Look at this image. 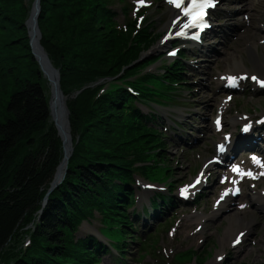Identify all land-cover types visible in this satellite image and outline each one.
I'll return each mask as SVG.
<instances>
[{
  "label": "trees",
  "instance_id": "trees-1",
  "mask_svg": "<svg viewBox=\"0 0 264 264\" xmlns=\"http://www.w3.org/2000/svg\"><path fill=\"white\" fill-rule=\"evenodd\" d=\"M107 1L40 0L41 44L60 71L64 94L80 91V99L68 104L75 149L64 181L43 207L63 146L51 121L48 83L30 45L26 20L33 0H0V97L13 86L0 121V254L32 223L36 244L12 264H94L98 250L73 241L81 220L94 210L116 225L124 223L119 218L127 220L119 207L127 194L115 180L130 178L136 163L146 162L150 140L144 137L151 133L136 127L145 128L138 112L131 116L133 122L123 121V106L131 99L127 92H114L94 104L90 100L98 89L89 85L120 73L143 51L121 44L111 28L115 13ZM177 71L167 77L175 80ZM20 146L27 147L23 155ZM149 167L141 168L149 173Z\"/></svg>",
  "mask_w": 264,
  "mask_h": 264
},
{
  "label": "rangeland",
  "instance_id": "rangeland-1",
  "mask_svg": "<svg viewBox=\"0 0 264 264\" xmlns=\"http://www.w3.org/2000/svg\"><path fill=\"white\" fill-rule=\"evenodd\" d=\"M128 3L127 9L123 10L124 5L119 0H116L117 10L121 12L117 22L120 26L125 27L126 30H120L119 28H114L115 35L121 40V44L126 47H131L132 49H141L143 50L140 54V58L134 61L131 65L125 66L120 73L115 75H111L110 77L116 78V81L120 78L123 80L127 76L137 77V78H151L156 76L160 71H162L166 65L169 63V57L164 56L168 54L167 47H162L161 49L156 45L155 42L149 43L148 47L144 44V40L147 36L153 35V33L161 34V39L163 38V33L165 32V25L169 22L170 14L167 13L168 10L162 4V0H156V3L151 2L149 6L140 8V13L132 11L136 8H133V3L137 0H124ZM34 2V0H33ZM33 6V3H32ZM130 6V7H129ZM223 9L231 8L232 12H236V6L231 5L229 2H224L221 6ZM129 8V11H128ZM32 14V7L30 9V15L27 20H29ZM239 13H235L233 15L232 21L228 23H232L233 26H236L238 30L242 27L238 24V20H236L235 16H238ZM235 17V19H234ZM26 20V22H27ZM153 20L152 25L150 27L144 26L147 21ZM137 21V22H135ZM254 27L252 24L251 29ZM257 27V26H256ZM54 27L49 24L47 32L52 33ZM260 29V27H259ZM220 30V29H218ZM54 31V30H53ZM259 31V30H258ZM216 32V31H214ZM263 35V34H262ZM262 35H258L255 37L256 39ZM247 34H242L240 39L236 41L237 35L231 44H229V56L227 58L220 57L218 54L217 58L214 59L213 62H206L203 65L208 66L206 78L199 79V77L192 79L194 81L193 85H188V89L183 87V89H178V94L180 95V101L185 104L186 107L193 108L196 106V102L199 100L198 97H195L196 94L197 81H201L202 84L206 85L205 89L200 88L204 91L205 99H212V101L206 103L208 104V108H205V105H201V112L206 115V117L211 118L215 114V106L217 102V97L221 94V90L218 88V80L217 77L226 71L227 66H233L234 57L236 55H242L245 61V67L249 68L252 66V63L248 59V49L246 47ZM212 43H216L217 38H214L213 35H210ZM250 38V37H249ZM42 40V37H41ZM159 42V41H158ZM174 42L172 45H174ZM156 45V46H155ZM154 46V47H153ZM218 46V47H216ZM215 47V48H214ZM213 49H219L220 52L226 51V46H219L218 44H213L211 47ZM46 51V50H45ZM264 56V46L257 50ZM217 52V51H216ZM48 54V53H47ZM49 56V55H48ZM234 56V57H233ZM50 58V57H49ZM22 63L30 61L26 58H20ZM51 60V59H50ZM39 65V64H38ZM54 65V64H53ZM31 66V65H30ZM33 67H31L32 69ZM40 68V67H39ZM56 70H59L54 66ZM30 69V70H31ZM28 70V67L22 70V74ZM47 80V93L51 99V85ZM1 82V81H0ZM99 83H94L89 85L88 87L96 90L98 88ZM0 83V87H1ZM11 86V87H10ZM8 89V94L1 95L0 97V121L5 120V103L10 96V91H13V86L10 84ZM199 88V87H198ZM187 90V91H186ZM63 92V90H62ZM117 92V91H116ZM79 92L71 93V95H65L66 105L69 109L68 104H75L79 97ZM103 93V91L101 92ZM114 92H108V94L104 96H98V93H94L91 97L92 103H95L98 99L107 97ZM251 98H248L242 105L245 107L251 108L252 106H260L264 107V94L260 95L253 102ZM187 101V103H184ZM81 102V101H80ZM177 104V103H176ZM209 104L211 106L209 107ZM87 106V104H86ZM165 109L177 108L173 105H165ZM82 108L79 107L80 112H82ZM128 107L126 105L123 106V121L124 122H133L132 115L126 111ZM164 109V110H165ZM70 111V109H69ZM70 120V115H69ZM52 121V119H51ZM54 124V122H52ZM71 124V123H70ZM208 127H212V124L209 120L207 123ZM136 127L139 128L143 132H149L144 128V126L140 124H136ZM156 128H160L154 126ZM160 130V129H159ZM43 132V131H42ZM58 132V130H57ZM59 133V132H58ZM72 135V148L74 147V139ZM166 138H164L161 142L160 138H157L160 141V144L157 143V139L153 134H146L144 140H150L147 144L149 147L146 150V155L148 156L146 162L149 166H153L151 170L152 179L146 177L142 182H148L152 186H159L161 189H166L164 193H169L172 196L177 197V192L181 189H187L188 186L193 184L194 176L196 172L194 169L197 168L199 163L203 160L210 158L213 155L214 144L212 140L202 141L197 146L192 147H182L177 146L171 139L170 136L164 134ZM59 136V135H58ZM60 137V136H59ZM209 138H214L212 132L208 133ZM62 141V146L64 149V141L60 137ZM218 139V138H217ZM153 140V141H152ZM27 149V147H25ZM22 146L19 147V155H23L26 149ZM30 150V148H29ZM73 155V152H72ZM72 157V156H71ZM70 157V158H71ZM68 159V163L71 159ZM19 161V159H18ZM17 161V162H18ZM68 168V164L67 167ZM142 176V175H141ZM141 178L140 176H137ZM143 177V176H142ZM149 180V181H148ZM51 186V185H50ZM134 188H137L135 183ZM219 188L215 189H207L205 190L206 196H204L202 210L196 211L194 207L187 209L186 205L180 204L175 209L170 211L168 215L163 217L161 221H155L152 225V228L149 227V232L145 237L148 239L152 236L155 238L152 240H148L143 244L131 246V258L129 257L126 264H215L214 260L216 255L219 252L226 254L229 251L230 242L227 238L234 234V229L230 228V225L234 223L232 219L233 214H237L236 211H229L222 217L215 219L213 223L209 225H204L202 231L198 235H194L195 228L200 225L202 222L199 218V214L202 213L203 210L206 214L211 213L212 203L214 199L218 195ZM53 193V192H52ZM157 193L150 195V198L154 197ZM44 203V201H43ZM47 205V204H46ZM148 205V204H147ZM43 207L45 205L43 204ZM122 210V209H121ZM130 210V209H129ZM132 211V209L130 210ZM42 211H40V214ZM37 216L38 218H40ZM239 214V213H238ZM122 215H126L122 212ZM253 215V214H251ZM97 218H93L89 223L86 224L92 228H101L103 225L101 224L102 215H97ZM122 217V216H121ZM120 221L124 222L123 218H119ZM143 220V219H141ZM191 223L197 225L193 228L192 231H184V224ZM259 225L255 227V229L250 233V238H255V241L258 242L257 245L253 247H249L248 251L245 252V255L240 259V262L235 263H226L221 259L217 264H264V225L259 220ZM82 224L81 227H83ZM92 225V226H91ZM163 225V226H162ZM79 227V226H78ZM77 227V228H78ZM80 229L75 233L76 239H81L87 236L85 231H80ZM85 227V225H84ZM35 224L32 223L26 228L22 229V231L17 235L16 239H13L7 246L3 249L0 254V264H12L13 261L17 258H20L21 253L24 249L29 250L33 249L36 244L31 237V232H34ZM90 235V234H88ZM142 237V236H141ZM30 240L28 246L27 243ZM145 241V239L143 238ZM142 242V240H140ZM27 247V248H26ZM249 252V254H247ZM94 262V261H93ZM112 263V262H111ZM102 264H108L107 260L103 259ZM113 264V263H112Z\"/></svg>",
  "mask_w": 264,
  "mask_h": 264
},
{
  "label": "water",
  "instance_id": "water-1",
  "mask_svg": "<svg viewBox=\"0 0 264 264\" xmlns=\"http://www.w3.org/2000/svg\"><path fill=\"white\" fill-rule=\"evenodd\" d=\"M41 12L40 0H35L32 6V14L27 20L26 25L29 29L30 45L32 53L37 63L39 64L40 70L44 77L48 79L51 85V99L49 101L50 113L52 122L58 130V135L64 141L63 159L57 168L54 179L51 183L49 191L44 199V205L48 202V196L52 193L55 188L60 185L64 179L67 171L68 159L72 156V131L69 120L70 111L67 107L65 96L61 88V76L60 71L54 68L52 61L50 60L47 52L41 44V31L39 28L38 18ZM67 149V151H66ZM65 169L62 171V169Z\"/></svg>",
  "mask_w": 264,
  "mask_h": 264
},
{
  "label": "bare ground",
  "instance_id": "bare-ground-1",
  "mask_svg": "<svg viewBox=\"0 0 264 264\" xmlns=\"http://www.w3.org/2000/svg\"><path fill=\"white\" fill-rule=\"evenodd\" d=\"M179 23H180V21L178 19V15L172 14L171 20L165 25V34L166 35H165L164 39L161 41L160 46H158L160 49L162 47H165L168 43H170L171 41L174 40V36H175L174 31H175L176 27L179 25ZM253 40H255V39H253ZM260 57H261V55L259 52L256 51V49H251L249 51L248 59L253 64V68L255 70H258L259 72L264 73V61H262L260 59ZM237 59L235 60V66L236 67L244 66V60H242V56H239ZM66 151H67V149H66ZM64 170L65 169L63 168L62 171H64ZM138 188H139V185H138ZM156 188H158V186L157 187L156 186L155 187H149L148 189L144 190L142 195L140 196V200L141 201L146 200V199L149 200L150 195L153 194V191L156 190ZM196 188L197 187H191V190L196 189ZM134 190L135 189H133V191ZM137 194L139 195V190H138ZM147 202L149 203V201H147ZM147 202H144L143 204H145ZM143 204H142V206H143ZM221 205L225 206V204H221ZM217 212H219V211H217ZM240 215L242 218H245V219L244 220H242V218L239 219V215L235 214L234 217H232L234 223H232L230 225V228L234 229V231H236L238 228L241 227L240 232L234 233L233 236L231 237V240L229 238H227V239L230 241V243H232V245L235 244L234 242H236L237 240L238 241L243 240V241H241V244L236 245L235 247H232L229 250V252H227L224 256L221 252H219L218 255H216V257H215V260H214L215 264L219 263V260L220 259L222 260L223 257H224L223 262L238 263V262H240V259L245 255L244 252H246L247 247L256 245L255 243L250 242V240L248 238H246V239L244 238L248 235V232L250 233L252 231V229L256 226V221H254V220L248 221L247 217L249 216V214L241 213ZM91 228L92 227H88L87 229H91ZM93 230H95V228H93ZM242 238H244V239H242ZM244 242H249L250 245H244Z\"/></svg>",
  "mask_w": 264,
  "mask_h": 264
},
{
  "label": "snow or ice",
  "instance_id": "snow-or-ice-1",
  "mask_svg": "<svg viewBox=\"0 0 264 264\" xmlns=\"http://www.w3.org/2000/svg\"><path fill=\"white\" fill-rule=\"evenodd\" d=\"M168 2L175 4L177 8H181L180 0H168ZM214 6H215L214 0H190V6L184 8V15L189 16L191 18L190 19L191 26H196L198 24L200 29L203 30V28L209 26L207 23L203 22L204 16L206 15V9ZM190 25L186 24L185 27H189ZM177 34L180 35L183 33H177ZM170 54L175 55L174 52ZM217 123L219 122L217 121ZM246 130L247 128H245V131ZM234 170L237 171L238 174L243 175V173L239 172V169H234ZM247 174L251 175V173H247ZM237 191H239V189H237ZM224 195H227V193H224ZM236 242L238 243L239 241L237 240Z\"/></svg>",
  "mask_w": 264,
  "mask_h": 264
}]
</instances>
